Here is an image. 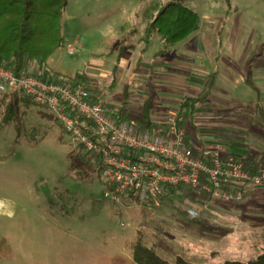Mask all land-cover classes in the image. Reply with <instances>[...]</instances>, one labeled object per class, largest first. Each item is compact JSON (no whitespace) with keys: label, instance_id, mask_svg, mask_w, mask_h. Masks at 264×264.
<instances>
[{"label":"rangeland","instance_id":"obj_1","mask_svg":"<svg viewBox=\"0 0 264 264\" xmlns=\"http://www.w3.org/2000/svg\"><path fill=\"white\" fill-rule=\"evenodd\" d=\"M172 1L201 17L199 31L181 43L196 60L181 57L174 72L164 67L177 54L152 61L156 45L147 64L137 61L145 37L136 39L137 32L146 36L148 24ZM63 33V46L47 63L57 73L45 74L74 78L98 70L99 62L112 72L120 50L129 59L125 69L91 79L112 115L124 123L141 120L149 98L153 122H158L179 113L187 98L209 92L193 113L185 111L190 136L218 141L233 154L240 155L237 146L264 149V141L245 132L253 123H264V94L257 100L247 90L254 67L264 65V0H232L231 8L226 0H69ZM231 69L239 76L238 88L224 76ZM173 78L179 80L178 89L171 93L167 83ZM260 79L257 88L264 90ZM7 95L0 94V264H136L133 247L139 240L172 264L178 256L194 264H220L248 262L264 253V213L243 210L242 204L227 205L190 188L159 207L111 204L95 158L83 164L81 151L47 109L21 104L25 128L20 138L14 126L2 123Z\"/></svg>","mask_w":264,"mask_h":264},{"label":"built area","instance_id":"obj_2","mask_svg":"<svg viewBox=\"0 0 264 264\" xmlns=\"http://www.w3.org/2000/svg\"><path fill=\"white\" fill-rule=\"evenodd\" d=\"M70 54H73L71 49ZM37 73L18 77L0 67V94L19 92L47 109L100 162L104 197L111 204L156 206L168 189L190 188L227 205L246 202L250 189L264 185V172L246 167L218 141L190 136V122L170 113L150 127L124 123L94 92L91 80ZM190 216L191 208H183Z\"/></svg>","mask_w":264,"mask_h":264},{"label":"trees","instance_id":"obj_3","mask_svg":"<svg viewBox=\"0 0 264 264\" xmlns=\"http://www.w3.org/2000/svg\"><path fill=\"white\" fill-rule=\"evenodd\" d=\"M226 2L231 8L232 0H226ZM68 3L69 0H0V67L11 70L21 77L26 73L29 62L47 65L55 52L63 46V18ZM200 26L201 17L197 12L178 1L169 2L160 8L152 22L148 24L142 55L148 50L153 36L158 35L164 44V49L157 54L160 55L195 34ZM143 60L142 56L139 62ZM74 78L89 80L82 73L76 74ZM249 84L254 88L251 80ZM213 85L214 83L211 84ZM130 89V83L123 87L122 97L125 106L130 100ZM94 92L99 95L98 87L94 86ZM7 97L8 103L2 123L14 126L20 138L25 128L20 106L22 103L26 105L33 103L19 92L10 93ZM208 97L209 92L200 99L187 98L182 102L179 113L185 115L187 110L193 113L196 105H202ZM151 101V98L145 101L143 118L138 121L143 128L154 124ZM79 150L83 164L88 166L93 156L81 146ZM255 163L253 160L246 161V167L260 172L259 166ZM95 165L101 181V167L98 159H95ZM178 191H183V188L168 189L161 198V202L167 198H173ZM182 195L186 194L182 193ZM185 198L189 196L186 195ZM133 260L136 264H172L140 240L133 247ZM175 264L194 263L178 256ZM220 264H264V253L248 262L225 261Z\"/></svg>","mask_w":264,"mask_h":264},{"label":"crops","instance_id":"obj_4","mask_svg":"<svg viewBox=\"0 0 264 264\" xmlns=\"http://www.w3.org/2000/svg\"><path fill=\"white\" fill-rule=\"evenodd\" d=\"M137 35H138V32L136 33V39L139 38L138 39V43H139L140 40L144 39L145 36L142 37V35H141V36L138 37ZM145 35H146V29H145ZM159 38L160 37H157L156 35L153 36L152 41H151V43L148 46L149 47L148 50L143 55H142V49L144 47H142V45L139 44V46L141 45L138 48L140 55H139L137 61H140V58L143 56L144 60H143L142 63L147 64L146 58H147V55L151 52V48H152L153 45H156L158 47V50H156L154 52V56L152 58V61L154 59H156V62L160 63L159 60L165 54L170 53V52H174V54H177L173 58V60L169 61L171 65H169L167 67H164L165 69L172 70L173 72L178 68V65L180 64L181 57H187L188 56V59L192 58L193 61L196 60L194 52H191L189 49H188V51H186V49L184 47H182V45H181V43L185 42L187 39L185 41L177 44L173 48H170L166 53H161L160 55H157L159 52H161L164 49V44L161 41V39H159ZM133 40H134V38H133ZM120 51L115 53V56L118 55V60H117V64L114 67V70L112 71L113 73H114V71L116 72L117 69H119V71L125 69V67L127 66V62H129L128 61L129 59L126 60L125 58H123V55H122V53H120ZM124 53H126V52H124ZM155 55H157V56H155ZM110 56H113V54H110ZM50 59H52V58H50ZM165 62H167V61H165ZM165 62H163V63H165ZM99 63H100V65L98 66V70L93 71V69H91V70H89L88 73H85L89 80H91V79L93 81H94V79H98L99 80L102 77V75H104V74L112 75V72L110 70H106V69L101 67L103 65V62H99ZM159 63H158V65H159ZM237 67H238V64L236 65V68ZM38 68H40L43 71L46 70V71H49L52 74H54L53 73L54 70L49 66V64L44 65V64L37 63V62H29L28 65H27V68H26V73H33ZM263 70H264V65L257 64L254 67V76H253L252 79H250L252 81V83H253L254 88H252L248 84L250 86V88H251V89H247L248 92H249L248 95H250V97H253V93H255L257 95V100L260 98L259 93L260 94H262V93L264 94V90H261V89L257 88V82H258L257 80L259 79L261 81L260 78L264 79V73L262 72ZM188 72H190V70ZM231 72L233 73L232 69H231V71L228 74H224V76L227 75L230 78V84L232 85V87H233V85H235L238 88V86L241 85L240 84V80H239V76L238 75H233ZM55 73H57V72H55ZM178 81H179L178 79L173 78L172 80H170L167 83L168 85L166 84L168 92L170 91L172 93L173 91H176L175 89L173 90V87H176L178 89V86H177L178 85ZM93 83H94V86H95L96 83L95 82H93ZM227 83H229V82H227ZM214 85H216V83H214ZM233 89H234V87H233ZM233 89H232V91H233ZM236 91L237 90H234V92H236ZM167 94H169V93H167ZM245 132H246V136H248V137H249V135H251V136L254 135V138H257L258 142L259 141H264V123H261V122L253 123L246 129ZM229 138L230 137H226L225 140L226 141H228V140L232 141V138H230V139ZM244 143L245 142H243V144ZM244 145H246V144H244ZM236 148H237V151H239L240 155L239 154H233L232 152L229 151L228 147H226V150L228 151V153L236 155L238 157H241L245 161H250V160L255 161L256 162L255 164L259 166V171H263L264 172V149L263 150H259V149L255 148L254 146H251V145H246V146H242V147L241 146H237ZM240 204H242V205H240L241 208L244 207V208H242L243 210H253L255 213H259V214L264 213V209H263L264 208V185L259 187V188L250 189L248 194H247L246 202L240 203ZM235 205H238V204H235ZM247 207H253L254 209H249ZM244 214L245 213L242 212V216H244Z\"/></svg>","mask_w":264,"mask_h":264}]
</instances>
